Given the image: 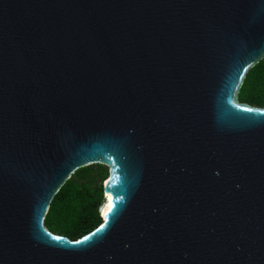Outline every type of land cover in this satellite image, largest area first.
Here are the masks:
<instances>
[{"label":"water","instance_id":"1","mask_svg":"<svg viewBox=\"0 0 264 264\" xmlns=\"http://www.w3.org/2000/svg\"><path fill=\"white\" fill-rule=\"evenodd\" d=\"M263 57L264 0H0V264H264ZM91 165L100 224L49 234Z\"/></svg>","mask_w":264,"mask_h":264},{"label":"trees","instance_id":"2","mask_svg":"<svg viewBox=\"0 0 264 264\" xmlns=\"http://www.w3.org/2000/svg\"><path fill=\"white\" fill-rule=\"evenodd\" d=\"M236 102L264 109V57L244 75L236 93ZM106 173L100 165L76 170L49 201L42 220L43 228L49 234L69 241H75L95 229L100 224L97 210L102 203Z\"/></svg>","mask_w":264,"mask_h":264},{"label":"snow or ice","instance_id":"3","mask_svg":"<svg viewBox=\"0 0 264 264\" xmlns=\"http://www.w3.org/2000/svg\"><path fill=\"white\" fill-rule=\"evenodd\" d=\"M114 207H115V205H113L111 202L109 203V205H108V207H107V209H106V211L104 212V217H105V219H104V223L96 230V232H94V233H92L93 235H95V233H98V232H100L102 229H104V227L106 226V225H108V223H109V216H110V214L113 212V209H114ZM85 240H88L89 239V237H85L84 238Z\"/></svg>","mask_w":264,"mask_h":264},{"label":"bare ground","instance_id":"4","mask_svg":"<svg viewBox=\"0 0 264 264\" xmlns=\"http://www.w3.org/2000/svg\"><path fill=\"white\" fill-rule=\"evenodd\" d=\"M102 164H104V163H102ZM104 165H106V164H104ZM106 166H107V165H106ZM107 168H108V166H107ZM107 183H108L107 180H105L104 185H103V186H104V189H106V187H107ZM106 205H109V204L106 203Z\"/></svg>","mask_w":264,"mask_h":264}]
</instances>
